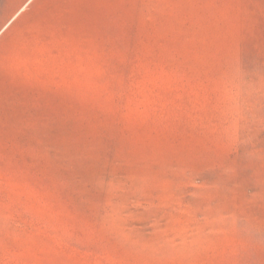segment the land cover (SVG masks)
Here are the masks:
<instances>
[{"label": "rangeland", "instance_id": "rangeland-1", "mask_svg": "<svg viewBox=\"0 0 264 264\" xmlns=\"http://www.w3.org/2000/svg\"><path fill=\"white\" fill-rule=\"evenodd\" d=\"M0 264H264V0H0Z\"/></svg>", "mask_w": 264, "mask_h": 264}]
</instances>
